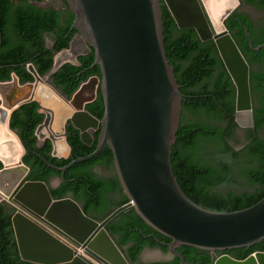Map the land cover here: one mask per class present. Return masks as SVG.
<instances>
[{
  "label": "water",
  "instance_id": "water-1",
  "mask_svg": "<svg viewBox=\"0 0 264 264\" xmlns=\"http://www.w3.org/2000/svg\"><path fill=\"white\" fill-rule=\"evenodd\" d=\"M162 1L178 28L192 27L199 39L214 41L235 87L236 120L241 123L247 117L252 124L249 64L224 25V19L238 0H226L228 4L218 17L219 26L212 20L205 0ZM66 2L74 14L70 30L76 32L67 48L54 53L50 69L40 75L28 63L26 68L32 80L20 82L14 72L9 79L0 80V108L4 110L0 118L9 111L7 125L22 148L16 162L8 152L0 154V203L11 199L10 207L15 209L11 225L20 258L37 264H95L27 211L84 247L102 264H133L105 229L106 223L118 212L132 207L148 226L170 239L162 244L181 259L179 264H187L178 251L182 245L213 253L210 264H264V250L254 251L242 259L228 253L217 254L231 248H248L264 239V196L242 209L211 210L191 200L172 171L171 148L177 139L184 95L166 55L160 0ZM246 35L253 48L250 33ZM75 40L84 51L92 47L94 60L87 69L98 66L100 75L81 81L68 96L53 84L51 74L65 62L79 65ZM260 47L264 48V43L255 49ZM98 91L103 100L101 118L86 109ZM30 101H36L38 111L44 115L34 130L37 145L49 140L52 156L70 155L68 126L78 130L80 141L87 146L93 144L95 132L99 130L92 152L75 157L63 166L50 162L48 166L59 171L63 178L69 167L98 156L108 147L128 202L104 219L96 220L85 214L70 195L53 198L49 184L26 179L30 169L22 161L25 148L9 121L15 109ZM58 144L64 149L60 150ZM3 145L0 143L1 148ZM155 259L164 261L166 257L158 253Z\"/></svg>",
  "mask_w": 264,
  "mask_h": 264
},
{
  "label": "trees",
  "instance_id": "trees-1",
  "mask_svg": "<svg viewBox=\"0 0 264 264\" xmlns=\"http://www.w3.org/2000/svg\"><path fill=\"white\" fill-rule=\"evenodd\" d=\"M41 1L0 0V80L9 79L14 72L20 82L30 81L32 75L27 71V63L33 64L42 75L52 66L53 52L68 47L75 33L74 29L70 30L74 14L65 4L66 15L62 18L64 11L37 6L36 3ZM160 4L166 55L184 95L177 139L171 148L172 171L183 192L205 208L232 211L248 207L264 196V74L250 72L251 95L258 91L261 95L257 97L258 106L252 108V127L243 145L235 149L230 143L237 126L233 115L235 87L214 41L199 39L192 27L178 28L165 3L160 0ZM226 28L231 31L232 25L226 23ZM45 33L53 36L51 49L45 46ZM238 46L246 56V49ZM77 60L79 65L65 62L51 74L53 84L68 96L81 81L91 75H100L98 66L87 69L94 60L92 47L78 55ZM38 108L36 101L20 105L12 112L9 125L25 148L22 161L30 169L26 179L48 184L49 177L61 176L59 171L48 166V162L63 166L75 157L89 154L96 146L99 130L95 132L93 144L87 146L80 141L78 130L68 126L70 155L67 158L52 156L50 141L46 139L38 146L34 135L44 117ZM86 109L93 116L102 117L100 91ZM112 163V152L106 147L98 156L72 165L63 173L60 184L49 188L51 196L62 198L70 194L85 214L96 220L104 219L112 211L105 207L104 193L122 189L116 176L100 178L91 168L95 164L109 167ZM126 202L128 199L123 195L116 206ZM14 211L7 202L0 203V264H37L19 256L11 225ZM105 229L130 263L137 261L146 246L168 250L162 243L170 239L148 226L132 207L118 212L106 223ZM180 250L185 259L194 263L209 264L212 256L208 250L187 245H182ZM258 250H264V239L248 248H231L217 251V254L228 253L242 259ZM177 261L145 264H176Z\"/></svg>",
  "mask_w": 264,
  "mask_h": 264
},
{
  "label": "flooded vegetation",
  "instance_id": "flooded-vegetation-1",
  "mask_svg": "<svg viewBox=\"0 0 264 264\" xmlns=\"http://www.w3.org/2000/svg\"><path fill=\"white\" fill-rule=\"evenodd\" d=\"M65 4H66L67 8L69 9L66 0H42L41 2L36 3V5L39 7H52L55 10L64 11L62 18H64V16L66 15ZM252 10H260L264 13V0H238V4L236 5V7L224 19V25L225 26H226V23L232 25V30L231 31L228 30V32L231 34V36L234 35V36H232V38L234 39L236 44L238 42V44L241 45L247 51V55L245 56L243 54V56H244L245 60L247 61V63L249 64V76H250L251 70H253L259 74H264V53L262 52V47L255 49V47L264 43V14L256 15ZM247 32L250 33L253 48L251 47L248 36L246 35ZM74 34L71 36V38L74 36ZM44 42H45V46L47 48L51 49L54 45L52 34L45 33L44 34ZM238 44H237V46H238ZM74 47L79 52L77 54V56L84 54L88 51V50L87 51L83 50L82 45H81V43H79L78 40H75ZM238 48H239V46H238ZM54 53H55V51L53 52V55H54ZM27 65H28V63H27ZM249 84H250V81H249ZM262 84H264V82ZM250 95H251V92H250ZM259 95H261L260 91H258L254 95H251L252 108H253V106H258L257 105V97ZM233 115H234L235 121L237 123V126H235L233 129V139L230 141V143L232 144V146L235 149H238L243 145V142H244V140H245V138L249 132V128L252 127L253 123L250 124L247 117H244L242 119V122L239 123L235 117V110H234ZM238 132H240V134H241L240 138H236V134ZM66 135H67V130H66ZM98 168H102V169L113 168L114 169L113 163L109 167H105V166L100 165V164H95L92 166L91 171L93 173H95L100 178L108 179L112 176H116V172H115V174H112V175H100L97 171ZM114 171H115V169H114ZM60 182H61V176L60 177L51 176L48 179V184L51 188L57 187L60 184ZM104 194H105V201H106L105 207L108 210H112V211L115 208H118L116 206L117 202L121 201L123 199V195H125L123 193V191H121V190L106 191ZM67 195H70V194H67ZM124 204H122V205H124ZM155 249H159L161 251V253L163 255H165L166 260H164V261H172V260L178 259L176 264H179V262L181 261V259L178 256H176L173 253H170L168 250L163 251L159 247H148V246H146L141 250V252L138 255V259L134 264H145V263H151V262L158 261L155 258L152 259L151 257L146 256L148 251H153ZM178 251H180L181 254L183 255L182 250L178 249ZM212 256H213V253H212ZM183 257H184V255H183ZM184 261L187 264H190V263L191 264H197V263L202 264L200 261H197L194 263L190 260L185 259V257H184ZM209 264H210V262H209Z\"/></svg>",
  "mask_w": 264,
  "mask_h": 264
},
{
  "label": "bare ground",
  "instance_id": "bare-ground-1",
  "mask_svg": "<svg viewBox=\"0 0 264 264\" xmlns=\"http://www.w3.org/2000/svg\"><path fill=\"white\" fill-rule=\"evenodd\" d=\"M205 2L212 20L215 24H217V26H219L218 17L221 13V10L226 4H228V2L226 0H205ZM44 93L46 95H49L47 91ZM54 98L58 100L57 96ZM2 111L4 110L0 108V116ZM8 115L9 111H6L3 119L0 118V143L4 144L2 148L0 147V154L1 152L3 153V151H6L9 153L10 157H13L14 161L16 162L20 159L22 148L15 133L11 131L7 125ZM55 125L56 127H59L57 121L55 122ZM58 148L60 150L64 149L63 145L61 144H58Z\"/></svg>",
  "mask_w": 264,
  "mask_h": 264
},
{
  "label": "built area",
  "instance_id": "built-area-1",
  "mask_svg": "<svg viewBox=\"0 0 264 264\" xmlns=\"http://www.w3.org/2000/svg\"><path fill=\"white\" fill-rule=\"evenodd\" d=\"M12 203V201H10ZM25 211V210H24ZM29 216H31L34 220H36L37 222H39L40 224L44 225L50 232H52L53 234H55L57 237H59L61 240H63L64 242H66L67 244L71 245L72 247H74V249L77 251V253H79L80 255H82L84 258L92 261L95 264H102L101 262H99L97 259H95L89 252L86 251V249L80 245H76L74 244L72 241H70L67 237H65L64 235H62L61 233H59L58 231H56L54 228L48 226L47 224H45L44 222H42L39 218L33 216L32 214L28 213L27 211H25Z\"/></svg>",
  "mask_w": 264,
  "mask_h": 264
},
{
  "label": "rangeland",
  "instance_id": "rangeland-1",
  "mask_svg": "<svg viewBox=\"0 0 264 264\" xmlns=\"http://www.w3.org/2000/svg\"><path fill=\"white\" fill-rule=\"evenodd\" d=\"M256 15H261V14H264L262 11L260 10H252ZM241 137V134L240 132H238L236 134V138H240ZM98 173L100 175H112V174H115V171L113 168H109V169H102V168H98ZM236 189H239V188H236ZM9 201H11V199H9ZM158 253H161V251L159 249H155L153 251H148V253L146 254L147 257H151L152 259L153 258H156L157 254Z\"/></svg>",
  "mask_w": 264,
  "mask_h": 264
},
{
  "label": "crops",
  "instance_id": "crops-1",
  "mask_svg": "<svg viewBox=\"0 0 264 264\" xmlns=\"http://www.w3.org/2000/svg\"><path fill=\"white\" fill-rule=\"evenodd\" d=\"M7 203H8V205L10 206V203H11V202H7Z\"/></svg>",
  "mask_w": 264,
  "mask_h": 264
}]
</instances>
